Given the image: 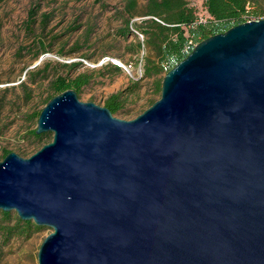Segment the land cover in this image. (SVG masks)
Listing matches in <instances>:
<instances>
[{"label":"water","instance_id":"water-1","mask_svg":"<svg viewBox=\"0 0 264 264\" xmlns=\"http://www.w3.org/2000/svg\"><path fill=\"white\" fill-rule=\"evenodd\" d=\"M43 132L0 160V210L52 230L38 264H264V18L195 44L136 117L69 89Z\"/></svg>","mask_w":264,"mask_h":264},{"label":"rangeland","instance_id":"rangeland-1","mask_svg":"<svg viewBox=\"0 0 264 264\" xmlns=\"http://www.w3.org/2000/svg\"><path fill=\"white\" fill-rule=\"evenodd\" d=\"M187 1L196 7L200 18H206L204 0ZM137 2L142 7L146 0ZM124 3L125 0H0V160L6 150L28 157L48 141L44 138L36 142L30 131L36 128L34 114L45 106L51 94L49 83L57 75L89 74V83L78 97L101 106L108 95L125 90L122 109L115 114L122 119L136 117L160 97L155 80L162 75L143 77L141 56L147 50L136 52L135 35L124 38L117 34L125 18ZM31 7L37 9L35 23L27 27ZM251 8L263 12L264 18V0ZM44 13L49 16L47 22ZM110 59H117L124 67L111 70ZM73 62L82 64L75 68L65 65ZM37 68H43V72L36 75V81L22 85L27 81L26 71ZM44 74L46 78H42ZM51 231L45 227L29 237L12 238L0 249V264H38V249Z\"/></svg>","mask_w":264,"mask_h":264},{"label":"trees","instance_id":"trees-1","mask_svg":"<svg viewBox=\"0 0 264 264\" xmlns=\"http://www.w3.org/2000/svg\"><path fill=\"white\" fill-rule=\"evenodd\" d=\"M257 2L258 0H204L206 18L202 19L196 7L187 0H146L142 7H139L137 0H125L122 10L125 18L117 34L124 38L135 35L136 40L133 45L136 47V52L147 50V53L141 56L143 77L162 75L155 80V89L159 93L164 74L186 57L199 41L242 22L262 18L263 12L255 8L249 9ZM36 13L37 9L34 7L29 9L27 27L35 23L33 17ZM136 16L143 18L133 21ZM43 19L47 22L49 16L44 13ZM135 32L143 39L140 40ZM81 64L82 62H73L65 65L75 68ZM108 66L113 71L120 70L116 64L109 63ZM41 72L43 68L26 71L27 81H22V85L36 81V75ZM46 77V74L42 75V78ZM89 80L90 76L86 72L74 77L57 75L49 83L51 94L44 104L65 90L72 89L78 95ZM124 92L125 90L111 93L105 99L103 106L109 108L114 115L120 113ZM41 110L35 112L34 117L38 119ZM30 134L39 143L44 138H48L47 142L52 139L48 132L37 134L36 128H33ZM9 152L11 151H4L3 158ZM44 228L36 225L32 220L20 219L13 211L0 210V249L14 237H29Z\"/></svg>","mask_w":264,"mask_h":264},{"label":"bare ground","instance_id":"bare-ground-1","mask_svg":"<svg viewBox=\"0 0 264 264\" xmlns=\"http://www.w3.org/2000/svg\"><path fill=\"white\" fill-rule=\"evenodd\" d=\"M115 61H117V62H120V61H118L117 59H114Z\"/></svg>","mask_w":264,"mask_h":264}]
</instances>
